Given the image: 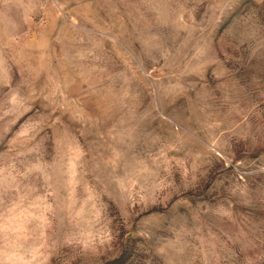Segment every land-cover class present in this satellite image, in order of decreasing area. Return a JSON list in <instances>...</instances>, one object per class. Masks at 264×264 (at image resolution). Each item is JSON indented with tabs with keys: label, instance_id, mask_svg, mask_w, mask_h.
I'll return each instance as SVG.
<instances>
[{
	"label": "rangeland",
	"instance_id": "374dc122",
	"mask_svg": "<svg viewBox=\"0 0 264 264\" xmlns=\"http://www.w3.org/2000/svg\"><path fill=\"white\" fill-rule=\"evenodd\" d=\"M0 264H264V0H0Z\"/></svg>",
	"mask_w": 264,
	"mask_h": 264
}]
</instances>
